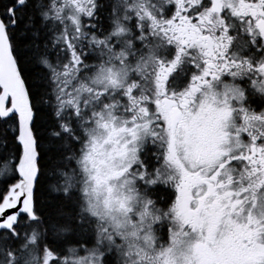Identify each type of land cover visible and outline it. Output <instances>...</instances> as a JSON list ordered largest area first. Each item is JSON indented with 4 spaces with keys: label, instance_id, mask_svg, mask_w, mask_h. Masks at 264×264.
Here are the masks:
<instances>
[{
    "label": "snow or ice",
    "instance_id": "1",
    "mask_svg": "<svg viewBox=\"0 0 264 264\" xmlns=\"http://www.w3.org/2000/svg\"><path fill=\"white\" fill-rule=\"evenodd\" d=\"M0 264H264V0H0Z\"/></svg>",
    "mask_w": 264,
    "mask_h": 264
}]
</instances>
